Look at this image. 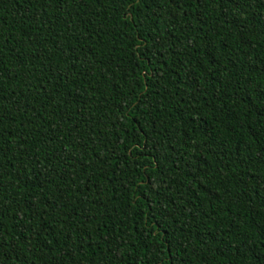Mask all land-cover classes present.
<instances>
[{
    "label": "trees",
    "instance_id": "16d2710c",
    "mask_svg": "<svg viewBox=\"0 0 264 264\" xmlns=\"http://www.w3.org/2000/svg\"><path fill=\"white\" fill-rule=\"evenodd\" d=\"M0 264H264V0H0Z\"/></svg>",
    "mask_w": 264,
    "mask_h": 264
}]
</instances>
